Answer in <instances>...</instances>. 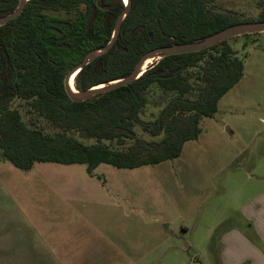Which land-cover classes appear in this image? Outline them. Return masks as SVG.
I'll list each match as a JSON object with an SVG mask.
<instances>
[{"label": "trees", "instance_id": "trees-1", "mask_svg": "<svg viewBox=\"0 0 264 264\" xmlns=\"http://www.w3.org/2000/svg\"><path fill=\"white\" fill-rule=\"evenodd\" d=\"M19 1L0 0V18ZM215 1L132 0L114 46L80 70L75 87L126 77L153 48L203 40L255 21L215 9ZM125 8L124 0H28L19 16L0 26V159L23 170L37 162L86 164L93 175L101 163L138 168L177 158L186 142L199 139L203 119L216 115L221 98L244 77L247 54L242 57L228 39L165 56L134 82L90 99L69 97L67 73L112 39ZM58 11L76 15L52 13ZM154 88L165 102L155 119L146 120L142 112ZM16 99L28 104L29 124L12 107ZM39 118L55 131L38 127ZM139 126L151 138L140 136Z\"/></svg>", "mask_w": 264, "mask_h": 264}, {"label": "rangeland", "instance_id": "rangeland-1", "mask_svg": "<svg viewBox=\"0 0 264 264\" xmlns=\"http://www.w3.org/2000/svg\"><path fill=\"white\" fill-rule=\"evenodd\" d=\"M211 6L260 20L264 0ZM228 40L247 54L244 77L221 98L216 115L203 119L199 139L186 142L181 156L138 168L101 163L91 176L86 164L37 162L23 170L0 159V192L111 194L125 217L112 220L103 240L96 238L93 264H264V219L260 232L247 220L248 203L264 192V31ZM164 100L154 88L142 118L155 119ZM12 107L30 123L25 101ZM37 123L55 131L43 118ZM138 133L151 138L140 126ZM83 177L91 180L67 183Z\"/></svg>", "mask_w": 264, "mask_h": 264}, {"label": "crops", "instance_id": "crops-1", "mask_svg": "<svg viewBox=\"0 0 264 264\" xmlns=\"http://www.w3.org/2000/svg\"><path fill=\"white\" fill-rule=\"evenodd\" d=\"M113 200L107 192H0V264H93L96 238L103 240L112 220L125 217ZM263 219L264 192L248 203L247 215L258 232Z\"/></svg>", "mask_w": 264, "mask_h": 264}, {"label": "water", "instance_id": "water-1", "mask_svg": "<svg viewBox=\"0 0 264 264\" xmlns=\"http://www.w3.org/2000/svg\"><path fill=\"white\" fill-rule=\"evenodd\" d=\"M28 0H20L19 1V6L17 9L0 18V26H3L7 24L10 20L16 18L17 16L20 15V13L24 10ZM126 4V8L119 14L116 25H115V30L112 39L104 46L97 47L92 49L87 53L85 58L75 64L67 73L66 78H65V87L66 91L69 95V97L74 100V101H84L87 99H90L91 97L99 94V93H105L107 91H111L113 89L119 88L124 85H128L135 80H137L140 76L144 74V72L148 69H144V66L146 65L147 62L150 60H155L158 61L161 58L168 56V55H173V54H182V53H189V52H196V51H201L205 48L211 47L215 44H217L220 41L230 39L234 36H239L243 34H248V33H253V32H262L264 31V20H255V21H248V22H243L235 25H231L215 34H212L208 37H206L203 40H196L194 42H188V43H179V44H174L170 46H160L153 48L149 51H147L137 62L135 65L134 69L132 72L123 78H119L116 80H112L109 82L101 83L96 86H93L91 88L85 89V90H79L75 87V91L71 88V81L74 76L77 77L78 73L80 70L87 65L90 61L98 57L99 55H102L106 52H108L115 44V42L118 39V36L121 31V27L123 24L124 19L128 15L131 6H132V0H124ZM154 63V62H153ZM152 63V64H153ZM76 74V75H75ZM75 77V81H76Z\"/></svg>", "mask_w": 264, "mask_h": 264}, {"label": "bare ground", "instance_id": "bare-ground-1", "mask_svg": "<svg viewBox=\"0 0 264 264\" xmlns=\"http://www.w3.org/2000/svg\"><path fill=\"white\" fill-rule=\"evenodd\" d=\"M153 62H155V60L153 59V60H150L149 62H147L146 63V65L144 66V69H146V68H148ZM76 75V74H75ZM75 77L76 76H74L73 78H72V81H71V88L75 91L76 89H75Z\"/></svg>", "mask_w": 264, "mask_h": 264}]
</instances>
